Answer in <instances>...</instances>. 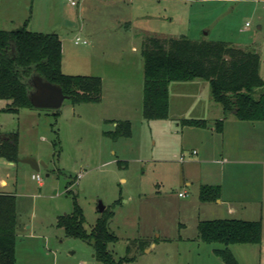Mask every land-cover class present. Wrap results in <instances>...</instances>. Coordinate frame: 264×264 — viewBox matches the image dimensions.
I'll list each match as a JSON object with an SVG mask.
<instances>
[{
	"label": "rangeland",
	"instance_id": "1",
	"mask_svg": "<svg viewBox=\"0 0 264 264\" xmlns=\"http://www.w3.org/2000/svg\"><path fill=\"white\" fill-rule=\"evenodd\" d=\"M75 3L0 0V29L11 25L8 19L18 20L25 11L31 23L28 30L55 28L61 34L65 67L73 68L75 75L101 67L103 71H116L117 77L110 80L130 84L133 78L137 85L140 75L144 79L142 51L149 37L185 34L193 40L226 41L260 55V76L264 80V0ZM111 19L119 21L118 28L111 25ZM82 25L86 31L79 34ZM78 37L80 42L76 44ZM138 59H142L141 64ZM142 88L144 91V85ZM128 91H120L123 99H127ZM253 95L259 99L264 87L254 89ZM110 99L73 104L68 98L60 109L34 107L11 116L0 112V130L18 133L21 157L37 154L47 166L39 172L45 182V187L39 189L27 164L16 162L10 167L0 159V177L4 175L13 186L18 181L19 192L38 195L18 197L22 233L17 238L16 264H103L95 259L91 245L67 237L64 229L57 227L59 216L72 213L74 197L83 209L88 231L103 214L100 203L106 209L115 204L109 227L119 240L109 244V251L117 261L127 257L131 259L128 264H224L213 252L223 248L222 244L198 240L195 218H204L205 210H196V206L207 204L200 201L199 189L184 185L183 169L190 163L194 141L187 133L181 135L182 127L175 130L167 120H146L142 113L143 92L137 103L119 106ZM122 118H131L132 135L114 141L105 133L114 131V122ZM251 136L262 149L257 155L264 160V128L248 135L247 141ZM181 157L185 162L179 161ZM164 158L169 162H158ZM77 164L80 167L76 168ZM80 172L85 175L78 179ZM239 174L249 189L251 185L263 187L260 197H264V164L243 165ZM180 193L186 197H180ZM153 244L155 247L147 252ZM230 247L239 257L241 246ZM243 264L258 262L245 260Z\"/></svg>",
	"mask_w": 264,
	"mask_h": 264
},
{
	"label": "trees",
	"instance_id": "2",
	"mask_svg": "<svg viewBox=\"0 0 264 264\" xmlns=\"http://www.w3.org/2000/svg\"><path fill=\"white\" fill-rule=\"evenodd\" d=\"M202 1V0H190ZM143 117L165 120L169 117L170 85L196 79L207 81L213 99L223 107L224 114L235 115L242 121H264V95L256 99L253 91L264 87L260 76V55L233 46L226 41L193 40L185 35L178 38L149 37L144 42ZM38 75L44 81L58 85L73 104L100 103L103 82L98 76L69 75L63 71V42L57 33L33 32L26 26L15 31L0 30V101L7 102L2 110L18 114L34 108L30 83ZM183 125L208 128L205 120L186 119ZM223 121L216 130L223 131ZM114 141L131 137L132 123L117 122L114 131L106 132ZM7 136L8 139H5ZM18 133H0V158L18 159ZM219 185H204L200 200L215 202L221 198ZM115 204L106 209L91 231L85 228L86 218L77 197L71 214L61 215L57 227L67 237L82 240L92 246L94 257L103 264H128L129 258L117 261L109 244L118 242L110 230L115 216ZM17 201L13 195L0 194V264H16ZM198 240L224 247L214 250L225 264H240L230 245L261 244L262 221L237 218L201 220L197 226ZM129 251V250H128Z\"/></svg>",
	"mask_w": 264,
	"mask_h": 264
},
{
	"label": "crops",
	"instance_id": "3",
	"mask_svg": "<svg viewBox=\"0 0 264 264\" xmlns=\"http://www.w3.org/2000/svg\"><path fill=\"white\" fill-rule=\"evenodd\" d=\"M102 2H111V0H100ZM205 1V0H202ZM198 2V1H192ZM11 22V25L7 28H1L3 31H15L23 28L24 26L31 24L29 18L25 16V11L22 12L18 20L8 19ZM112 26L118 28L119 21L110 20ZM42 28L33 31V32H43V33H57L59 36L60 33L57 32L55 28H50V30H41ZM79 34L86 31L85 25H82L79 29ZM209 32H207V35ZM185 35L181 34L180 36ZM178 36V37H180ZM189 37L188 35H185ZM176 36L170 37H162V38H178ZM61 38V37H60ZM161 38V37H158ZM190 38V37H189ZM192 39V38H191ZM63 42V71L66 74H74L77 73L73 68L65 67V48L64 41ZM105 49V48H104ZM104 49L102 52H104ZM133 51L137 52L138 50L134 47ZM117 53V52H116ZM142 59H138L141 64ZM94 72H90L89 74H85L88 76H98L102 79L103 89H102V101L104 103L106 98H111L110 100L119 106L125 104H132L133 101L137 99H142V92L144 85V79L140 75L138 81V85L135 84L137 80H133L132 83L127 84V82L119 81L114 79V81L110 80V77H117L116 71L112 70H104L101 67H97L93 70ZM79 73V72H78ZM75 75V74H74ZM144 77V75H143ZM143 81L142 86L141 82ZM106 82H110L106 86ZM128 89V93L125 95L127 99H123V93L120 91ZM108 91V92H107ZM188 91H195L193 95L186 94ZM107 92V93H106ZM2 104H6L7 102L0 101V112L6 106H1ZM217 103L211 94L210 86L207 81H202V79H196L189 82H174L170 85V109H169V117L165 120L171 122L176 129H180L182 127L180 133L182 136L187 133L188 137L191 138L195 143V148L190 151L191 160L186 168L183 169L184 175V185L187 187H194L196 189L201 190L204 185H219L221 187V198L215 202H206L205 206L199 205L196 206V210H205L204 218L196 217V225L198 226L201 220H213V219H229V218H237L249 221H262L263 224V235H262V243L261 244H235L240 245L239 249V257H245V260L251 262H258V264H264V197H260L263 195V187L258 188L256 186L251 185L250 189L248 186L241 181L239 169L243 165H252L259 166L264 164V160L261 159L260 155L257 153L261 152V147H258L255 142H253V137L248 138V135H253L260 128H264V121H242L239 120L235 115H225L223 111V107L217 105ZM23 110V109H22ZM5 113V112H3ZM143 113V111H142ZM21 114V111L18 113ZM14 114V115H18ZM62 114V113H61ZM13 114L7 113L6 116H11ZM59 116L58 118H60ZM57 118V119H58ZM111 118H107L109 120ZM186 119H197V120H205L208 122V128H197L186 126L182 124V121ZM8 122V119L4 120ZM121 121H132L131 118H122ZM223 121V131L218 132L216 130V122ZM115 125L116 122H114ZM132 123V122H131ZM169 124V123H167ZM166 127V126H165ZM188 128V129H187ZM0 133L7 135L13 134L11 130L1 131ZM5 139H8L7 136H4ZM184 143V142H183ZM18 159L16 161H9L7 158H0L2 160H6L7 165L10 167L16 166V162H23V158L21 157V148L18 146ZM116 152H113L115 154ZM26 158H34L39 163H43L42 158H39L37 154L30 153L26 155ZM186 160V159H185ZM180 161V162H185ZM111 161H116L113 159ZM160 163L169 162L168 159L164 158L159 160ZM30 167L28 163L23 162ZM218 166V167H217ZM45 166V164L43 165ZM41 167V170L42 168ZM80 167L77 164L76 168ZM31 170H33L31 168ZM29 172V171H28ZM38 171H34L31 173L33 175ZM40 172V171H39ZM83 173V172H80ZM85 173H83L84 177ZM49 176V175H47ZM82 177V178H83ZM32 178V177H31ZM33 180V179H32ZM35 181V180H33ZM37 182V181H36ZM38 183L39 189L45 187L44 180ZM19 183L16 181V184L13 186L9 182V180L2 175L0 177V194L5 195H13L16 197L17 201V215L19 209V200L18 197H28V198H36L37 194L27 193V192H19ZM200 198V197H199ZM201 201V200H200ZM202 202V201H201ZM203 206V207H202ZM216 215V216H214ZM181 226H186V224H181ZM21 224L18 218V226H17V238L19 234H21ZM182 239V238H180ZM183 240V239H182ZM195 243L199 246V241L194 238ZM232 246V245H230ZM155 246L151 245V248L147 250L150 252ZM231 248V247H229ZM219 249V248H216ZM213 249V252L214 250ZM237 260L240 264H243L245 260H241L242 258L238 257L237 252L231 249ZM244 259V258H243ZM225 264V263H224Z\"/></svg>",
	"mask_w": 264,
	"mask_h": 264
},
{
	"label": "water",
	"instance_id": "4",
	"mask_svg": "<svg viewBox=\"0 0 264 264\" xmlns=\"http://www.w3.org/2000/svg\"><path fill=\"white\" fill-rule=\"evenodd\" d=\"M30 83L35 88V91L31 94V103L35 108L60 109L64 101L69 98L60 86L44 81L38 75H35ZM22 161L28 163L34 171L38 172L41 171V167L44 165L34 158H26ZM105 209L103 203H100V211L104 212Z\"/></svg>",
	"mask_w": 264,
	"mask_h": 264
},
{
	"label": "built area",
	"instance_id": "5",
	"mask_svg": "<svg viewBox=\"0 0 264 264\" xmlns=\"http://www.w3.org/2000/svg\"><path fill=\"white\" fill-rule=\"evenodd\" d=\"M69 1H70L73 5L76 4V3H75L76 0H69ZM79 42H80V38L78 37V38L76 39V44H79ZM84 43H87V41H84ZM184 160H185L184 157H181V158H180V161H184ZM82 177H83V173H79V174L77 175V178H78V179H81ZM32 179L35 180V181H37V182H40V183L43 181V178H42V176L40 175L39 172L34 173V174L32 175ZM179 196L185 198V197H186V194H185V193H180ZM80 264H84V263H80Z\"/></svg>",
	"mask_w": 264,
	"mask_h": 264
}]
</instances>
